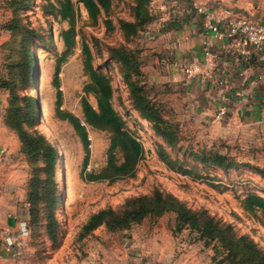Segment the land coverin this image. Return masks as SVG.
Listing matches in <instances>:
<instances>
[{"label": "rangeland", "instance_id": "374dc122", "mask_svg": "<svg viewBox=\"0 0 264 264\" xmlns=\"http://www.w3.org/2000/svg\"><path fill=\"white\" fill-rule=\"evenodd\" d=\"M71 1L76 10L73 24L75 45L65 53L59 32L70 24L59 14H54L59 0H29L24 7H17L12 0H0V197L4 192L9 194L6 197L3 194L7 202L17 193L20 197L22 191L24 201L26 183L42 163L41 158L34 159L21 151L22 131L38 130L59 154L55 174L60 203L54 209L58 245L53 247L43 234V228L35 227V240L41 241L45 248L40 260L44 261L50 253L49 259L58 255L68 264H86L84 262L98 245L105 246L107 240L114 237L104 224L84 234L82 227L88 218L101 209L119 208L126 199L150 195L154 190L173 195L191 211H204L221 224L230 226L235 234L231 237L237 239L243 235L264 253V220L259 211L246 210L242 204L249 193L264 197V121L204 119L194 110L186 109L183 94L177 93L172 80L163 82L154 77L148 81L147 76H154L157 71L160 52L154 44V35L147 38L144 32L150 30L155 34L158 21L135 35L123 33L120 22L134 19V0H111L109 9L101 11L96 21L89 18L82 3ZM253 1L255 12L252 17L264 18V0ZM50 2L54 7H50ZM228 8L245 15L231 6ZM151 13L154 19L157 15L159 18L156 4ZM23 43L35 55V80L28 83L22 82ZM82 43L87 44L91 52L92 66L109 78L113 108L143 148L132 173L113 181H87L82 174L85 146L89 161L84 173H100L106 166L112 136L109 130L95 128L83 120L82 97L86 96L94 105L95 98L92 93L84 91L89 78ZM116 47L138 52L149 97L159 105L163 117L175 131V143L169 144L156 133L152 124L135 109L122 78L121 65L112 53V48ZM58 90L59 98L56 96ZM28 95L35 96L38 102L39 118L34 126L23 118L24 111L17 109L18 105L23 107L22 97ZM64 113H70L82 122L88 138L86 145L73 125L62 118ZM114 153L116 162L121 163L123 152L116 149ZM213 153L225 155L228 164L222 167L212 164L208 156ZM131 227L145 232L159 228L165 234H170L171 230L181 233L174 235L178 243L170 253L178 256L191 246L196 264H220L223 261L225 251L213 247L215 243L219 245V241L206 242L195 231L179 229L174 213H165L158 219H145L143 225L133 224ZM164 249L159 251L160 256L165 253ZM102 256L99 253L94 258L99 262ZM5 257L16 264L24 263L21 259L10 258L9 252H5ZM32 258L38 261L34 256Z\"/></svg>", "mask_w": 264, "mask_h": 264}, {"label": "trees", "instance_id": "16d2710c", "mask_svg": "<svg viewBox=\"0 0 264 264\" xmlns=\"http://www.w3.org/2000/svg\"><path fill=\"white\" fill-rule=\"evenodd\" d=\"M17 7H24L29 0H12ZM82 3L87 15L96 21L101 11L106 12L111 0H77ZM50 7L53 4L48 3ZM19 9V8H18ZM55 15L59 14L61 19L66 20L70 25L67 29L59 32V36L64 44L65 53H68L75 45L74 22L76 10L71 0H59V7ZM134 19L132 21H121L120 29L127 35H135L143 30L154 19L150 11V0H134ZM12 29V27H8ZM27 36V35H26ZM26 37H24V40ZM22 82L28 83L35 80V55L22 44ZM82 52L85 56V71L89 81L84 86V91L92 93L95 98V105L86 96L81 99L83 120L85 123L99 129H107L112 133L110 144L107 149V160L104 170L100 173H84L89 161V151L85 146V156L83 159L82 174L87 181L105 180L113 181L119 177L131 174L135 164L142 156L143 148L141 144L128 132L122 117L115 111L111 103L112 89L109 78L103 72L95 69L91 64V52L87 44L82 43ZM112 53L120 63L122 78L128 86L134 107L141 115L147 119L152 128L161 135L169 144L177 140L175 131L171 128L166 118L163 117L159 105L150 99L147 92L146 83L143 80L139 54L135 50L124 47L112 48ZM59 70V63L56 66L55 78ZM60 91L56 93L59 98ZM23 107L18 105V110H23V118L30 124L35 125L39 118L38 102L35 96L28 95L22 97ZM59 112V110H58ZM62 118L67 119L80 135L83 143H88L85 127L82 122L70 113H64ZM20 126V121L16 123ZM22 141L21 151L30 155L34 159L41 158L42 163L37 167L36 173L28 179L24 202L28 205L29 218L25 222L28 230L27 245L33 249L30 255L38 259V263L47 261L51 254L41 261V253L45 248L42 242L35 240V227L41 226L43 234L52 242V246L58 245L57 219L54 209L60 203L59 191L56 181V166L59 154L56 147L38 130L31 133L22 131L20 136ZM123 152V161L117 163L115 160V150ZM212 164L222 167L228 164V158L219 153L208 156ZM187 172V171H186ZM39 173L41 175H39ZM243 208L249 211H259L264 220V197L256 193H249L242 201ZM165 213H174L175 221L179 229H190L195 231L200 239L206 242H218L214 244L215 250L225 251L219 262L224 264H264V253L255 248L252 240L241 235L237 239L231 232L228 225L221 224L215 218L208 216L204 211H191L173 195L154 190L150 195H139L126 199L119 208L108 207L92 214L82 227L84 234L95 230L104 224L110 232H118L129 229L133 224H140L145 219H158ZM38 235L40 234L37 233ZM219 247V249L217 248ZM240 254V256H238ZM36 261V260H35Z\"/></svg>", "mask_w": 264, "mask_h": 264}, {"label": "crops", "instance_id": "0c3cea01", "mask_svg": "<svg viewBox=\"0 0 264 264\" xmlns=\"http://www.w3.org/2000/svg\"><path fill=\"white\" fill-rule=\"evenodd\" d=\"M154 4L160 16L158 18L157 15V19L149 25L152 26L158 21L156 36L150 30H146L144 36L148 38L154 35L156 38L154 44L157 52H160L158 54L160 60L155 75L147 76L148 81L154 77L163 82L172 80L177 93L183 94L182 100L186 109L192 112L194 110L204 119L217 120L214 118L215 114L224 108L226 115L220 120L263 122L264 77L261 80L258 76L264 75L260 60L264 57V48L255 52L253 57L244 58L232 42L215 40L204 28L205 17L194 10V5L211 8L231 6L234 10L242 11L252 17L251 14L255 12V2L253 0H150V11ZM205 41L212 43V50L218 55V67L221 73L216 77L224 79L222 85L217 84L214 77H205L203 74L187 77L181 71L180 66L202 63V48ZM148 71L149 67L146 69V72ZM10 183L14 184V181ZM3 194L5 197L9 195L4 192L0 197V234L2 228H9L16 233L20 224L29 218L28 208L23 201V192L20 191V197H17L18 193L9 197L10 201L7 202ZM136 225L141 226L143 222ZM151 230L145 232L141 228L130 227L113 232L114 237L107 240V245H96V250L90 253L84 263L88 264L89 259L101 253L102 258L95 264H196L193 261L191 246L186 247L181 255L170 253L173 246L178 243L175 236L181 233L171 230L170 234H165L166 232H162L159 228ZM162 249L165 253L160 256L159 251ZM28 251H32L29 246ZM30 254L29 259L23 260V264H68L60 260L58 255L44 263H38ZM0 264L16 263L8 260L5 252L0 248Z\"/></svg>", "mask_w": 264, "mask_h": 264}, {"label": "built area", "instance_id": "2783aa9c", "mask_svg": "<svg viewBox=\"0 0 264 264\" xmlns=\"http://www.w3.org/2000/svg\"><path fill=\"white\" fill-rule=\"evenodd\" d=\"M194 10L206 19L204 28L217 41L232 42L235 44L244 58L249 59L257 51L264 48V19H256L247 15H241L227 7H206L194 5ZM202 63H189L180 66L181 71L187 77L203 74L205 77H214L217 84H224V79L218 78L221 69L218 67V55L212 50V43L205 41L202 48ZM264 70V57H261ZM264 75H259L263 79ZM226 115V109L218 110L214 118L222 119ZM28 230L26 223L22 222L16 233L10 229H2L0 248L3 252H9L10 258L26 260L29 255L27 245ZM95 258L88 260V264H95Z\"/></svg>", "mask_w": 264, "mask_h": 264}]
</instances>
